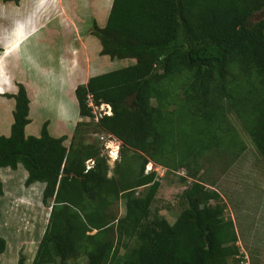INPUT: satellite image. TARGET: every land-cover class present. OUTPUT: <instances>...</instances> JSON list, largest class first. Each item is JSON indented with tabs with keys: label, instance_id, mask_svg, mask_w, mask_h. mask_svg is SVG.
Wrapping results in <instances>:
<instances>
[{
	"label": "trees",
	"instance_id": "trees-1",
	"mask_svg": "<svg viewBox=\"0 0 264 264\" xmlns=\"http://www.w3.org/2000/svg\"><path fill=\"white\" fill-rule=\"evenodd\" d=\"M262 11L264 0H112L105 25L93 23L100 56L136 62L77 86L79 116L93 118L88 95L109 105L111 115L95 123L121 142V151L139 152L137 173L121 163L108 177L100 150L73 137L65 146L67 137L51 136L48 122L39 136L26 135L25 87L16 83L15 94L3 95L15 106L9 135H0V172L21 166L25 186L44 185L41 201L50 209L32 264H67L81 255L85 264H238L234 222L225 218L215 185L199 174L207 157L223 152L235 160L244 152L235 123L264 160ZM88 125L78 122L75 133ZM88 160L94 164L86 170ZM149 161L185 169L192 180L172 224L151 212L160 183L154 171L144 173ZM2 187L0 177V195ZM120 198L128 208L117 217L110 207ZM6 248L0 235V255Z\"/></svg>",
	"mask_w": 264,
	"mask_h": 264
},
{
	"label": "rangeland",
	"instance_id": "rangeland-1",
	"mask_svg": "<svg viewBox=\"0 0 264 264\" xmlns=\"http://www.w3.org/2000/svg\"><path fill=\"white\" fill-rule=\"evenodd\" d=\"M62 1L21 0L19 5L0 1V47L9 44L14 25L21 24L24 34L27 33L15 48L17 54L8 59L12 74L20 84L30 85L34 97L27 134L39 136L42 125L48 122L52 131L67 136V147L73 137L77 142L82 140L86 146L100 150L107 160L108 177L114 175L121 163L129 164L137 173L142 163L139 152L121 151V142L97 127L91 118L79 116L77 121V106L72 103L71 107L70 100L60 91L63 73H68L70 78L75 75V84L79 86L95 75L135 64V60H111L100 56L99 41L91 34L95 18L100 28L104 26L111 0ZM35 26L38 27L37 39L29 35V30ZM5 99L8 101L0 99V135L6 134L15 106L13 98ZM78 122L89 125L77 127L75 133ZM235 125L245 145L244 152L235 160L223 152L207 157L199 177L208 185L214 184L213 189L220 193L226 208L225 218L234 222L243 255L248 256L251 264H264V160L239 124ZM93 164V160L86 161V170ZM152 171L157 175L160 188L151 212L172 224L185 207L182 192L192 180L185 169L172 171L149 161L144 173ZM0 177L3 185L0 235L7 242L6 251L0 255V264H17L21 256L25 257L26 264H32L50 213L41 201L44 185L25 186L26 174L21 166L16 171L1 170ZM127 208L123 198L110 207L117 217L123 216ZM78 257L67 264L86 263L85 255Z\"/></svg>",
	"mask_w": 264,
	"mask_h": 264
},
{
	"label": "crops",
	"instance_id": "crops-1",
	"mask_svg": "<svg viewBox=\"0 0 264 264\" xmlns=\"http://www.w3.org/2000/svg\"><path fill=\"white\" fill-rule=\"evenodd\" d=\"M111 3H112V0L110 1V5L108 7L107 16H108V13H109V10H110ZM107 16H106V19H107ZM94 20L96 22H98L97 18H95ZM20 25L21 24L14 25V29L12 30L14 32L11 34L12 35V37H11L12 39L8 41L9 44L7 46L4 45V47H0V48L3 49V52L0 54V65H1L0 66V69H1L0 70V76H2V77H0V79L2 80V81H0V84H1L0 85V99L2 101H4V100L8 101V100L5 99V97H3L4 94L12 95V94H15L17 92L16 83H19V82L17 81V78L12 74V71H11L10 67L8 66V64H9L8 63V59L11 58V56H13V54L14 55L17 54V52L15 51V48H16L17 45H19L20 41H22L24 39V37L26 36V34H27V33L24 34L23 29L21 28ZM37 28L35 26L34 28L29 30L30 38L37 39V37H38V31L36 30ZM100 50H101V48H100ZM8 53H11V54L7 57ZM4 56H5V59H4ZM2 59H4V62L2 61ZM67 75H68V73H63L60 76V79H61V81H60L61 82L60 91H62V93H64L65 96L70 100L68 102L71 103V107H72V103L77 106L76 109H77V116H78L77 121H78V119H79L78 104H77V101H76V98H75V88L78 86V84H75L76 83V81L74 80L75 75H74V77H71V78L69 76H67ZM87 80H86V82H87ZM3 81H4V83H3ZM22 85L25 87V89L27 91V95H28L29 101H30V105H29V107H30L29 118H30L31 113H32L31 112V107H32V102L34 101V97L32 96V91L29 88L30 85H28L27 83H24V82H23ZM11 101H14V100H11ZM14 104H15V102H14ZM12 105H13V102H12ZM68 110L71 111V108L69 107V105H68ZM12 122H13V119L10 121L8 129H6V134L4 136H8L9 135V133H10L9 127H11ZM28 126L25 129V134L26 135H28L27 134ZM48 131H49L50 135L55 137V138H58V137H61V136H66V135H64L63 132L59 133V131H55V130L52 131L50 129L49 125H48ZM33 136H35V134H33ZM65 142H67V140ZM65 142H64V144H65ZM38 185H36V186H38Z\"/></svg>",
	"mask_w": 264,
	"mask_h": 264
},
{
	"label": "built area",
	"instance_id": "built-area-1",
	"mask_svg": "<svg viewBox=\"0 0 264 264\" xmlns=\"http://www.w3.org/2000/svg\"><path fill=\"white\" fill-rule=\"evenodd\" d=\"M87 103H88V107L91 109V114L93 116V121L98 122L99 119L106 115V116H110L112 111H111V107L109 105L106 104H101L99 106H97L91 95H88L87 97ZM242 258L240 259V261L238 262V264H251L250 260L248 259L247 255H243L241 256ZM240 258V257H239Z\"/></svg>",
	"mask_w": 264,
	"mask_h": 264
},
{
	"label": "water",
	"instance_id": "water-1",
	"mask_svg": "<svg viewBox=\"0 0 264 264\" xmlns=\"http://www.w3.org/2000/svg\"><path fill=\"white\" fill-rule=\"evenodd\" d=\"M258 21L262 20L264 18V11L260 15H257ZM132 100H136V94H133L132 96L128 97L126 100V105L128 107H131Z\"/></svg>",
	"mask_w": 264,
	"mask_h": 264
},
{
	"label": "bare ground",
	"instance_id": "bare-ground-1",
	"mask_svg": "<svg viewBox=\"0 0 264 264\" xmlns=\"http://www.w3.org/2000/svg\"><path fill=\"white\" fill-rule=\"evenodd\" d=\"M40 32V31H39ZM17 43V42H16ZM15 43V44H16ZM9 54V53H8ZM7 55V54H6ZM8 56V55H7ZM4 59H5V56H4ZM4 59H2V61L4 62ZM1 66V65H0ZM1 70V69H0ZM3 71V70H2ZM6 76V75H5ZM0 77H2V76H0ZM4 78V77H3ZM0 81H2L1 79H0ZM5 81V80H4ZM4 81H3V83H4Z\"/></svg>",
	"mask_w": 264,
	"mask_h": 264
}]
</instances>
